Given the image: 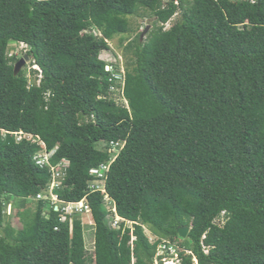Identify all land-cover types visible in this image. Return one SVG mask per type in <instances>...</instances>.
Instances as JSON below:
<instances>
[{
    "label": "trees",
    "instance_id": "16d2710c",
    "mask_svg": "<svg viewBox=\"0 0 264 264\" xmlns=\"http://www.w3.org/2000/svg\"><path fill=\"white\" fill-rule=\"evenodd\" d=\"M141 10L153 29L124 75L108 71L101 54ZM11 44L32 47L40 80L15 75ZM41 142L70 163L59 198L91 207L92 254L80 217L36 200L52 178ZM105 195L131 226L112 228ZM0 229V264H156L163 242L181 264H264V0H0Z\"/></svg>",
    "mask_w": 264,
    "mask_h": 264
},
{
    "label": "built area",
    "instance_id": "2783aa9c",
    "mask_svg": "<svg viewBox=\"0 0 264 264\" xmlns=\"http://www.w3.org/2000/svg\"><path fill=\"white\" fill-rule=\"evenodd\" d=\"M170 0H164V2H169ZM254 1V0H252ZM107 70L109 71V68L107 67ZM114 78L118 81L117 86H113L111 91L113 93H119L123 94V76L121 75H114ZM7 132H3V136H6ZM16 142H21L22 140L26 139L32 142H38V139L34 138L33 136L24 135L23 133L15 134ZM41 144L44 149L38 152L35 155L34 161L37 166L40 168L50 167L52 178L51 182L49 184L48 190L46 192L40 194L37 196L38 201L40 200H47L51 203L52 208L54 211L59 213L60 221L62 223H65L67 221L73 222L74 217H80L81 219L84 216H88L89 221L86 223L89 227L95 226L93 216H92V210L90 205L87 203L86 199L78 202V203H70V202H64L62 201L57 191H60L64 187V182L67 176V170L70 166L69 161L64 160L61 163H59L56 166H52L50 163V159L52 158L55 151L49 153L45 149L44 143ZM121 147L120 143H111L110 148V154L112 155L111 162L112 163L116 157L119 154V149ZM110 164L102 165L98 168L92 169L90 172L91 177H93V180L89 184V190L93 193H103L106 194L105 190V183L107 179V173L109 171ZM106 203L110 205V208H108L109 211H111L114 215H110L108 219L110 220V225L113 229H120L121 223L125 222L128 226L132 223L125 221L124 219L120 218L116 214V209L114 204L109 203V197L105 195ZM9 209H12L11 206H9ZM83 220V219H82ZM57 230V229H56ZM158 256L161 258V260H157L158 264H181L182 261L179 256V252L177 248L173 245H169L167 242H163L159 246V253ZM197 264V263H196Z\"/></svg>",
    "mask_w": 264,
    "mask_h": 264
},
{
    "label": "rangeland",
    "instance_id": "374dc122",
    "mask_svg": "<svg viewBox=\"0 0 264 264\" xmlns=\"http://www.w3.org/2000/svg\"><path fill=\"white\" fill-rule=\"evenodd\" d=\"M179 20V15L175 16L165 27L169 29ZM131 32L124 36H116L111 42H109L110 50L103 52L100 56V59L104 61L109 68L110 72L118 69L122 75L125 74L129 64L133 63L134 60V48L128 50L129 46H137L138 42L144 43L155 25V17L149 11L141 10L136 16L130 18ZM28 54V47L24 44H11L9 47V56L15 57L18 60H21ZM17 64V63H16ZM15 64V65H16ZM29 79V82L32 84L35 80H40V73H35L38 71V67L33 65L32 58L27 62L25 67L22 69ZM39 83V81H37ZM114 99L119 103L126 102L123 100V94L114 93ZM98 149H101V145H97ZM107 207L110 208V205L107 204ZM12 209H7L6 215L7 219L10 218L12 226L16 229L22 228L20 219L15 215ZM83 225L85 226V240H86V249L89 254H92L94 251V228L89 227L87 222L89 221L88 216L82 218ZM9 220V219H8ZM87 223V224H86ZM131 226V225H129ZM1 233L2 230L0 229ZM146 235L152 242H155L156 237L151 233L148 226L144 227ZM179 247L178 252H180ZM156 264L159 262L156 261Z\"/></svg>",
    "mask_w": 264,
    "mask_h": 264
},
{
    "label": "water",
    "instance_id": "95a60500",
    "mask_svg": "<svg viewBox=\"0 0 264 264\" xmlns=\"http://www.w3.org/2000/svg\"><path fill=\"white\" fill-rule=\"evenodd\" d=\"M31 49L32 47L28 46V51H30ZM29 60H30V56L28 54L25 55L23 59L19 60V62L15 65V75L16 76L20 74V72L22 71V69L25 67V65L27 64ZM189 232H190V229L187 227L180 228L178 230L180 239L181 240L188 239Z\"/></svg>",
    "mask_w": 264,
    "mask_h": 264
}]
</instances>
